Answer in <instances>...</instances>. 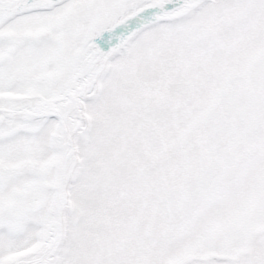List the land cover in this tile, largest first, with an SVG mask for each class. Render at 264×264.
Masks as SVG:
<instances>
[{
	"label": "rangeland",
	"instance_id": "1",
	"mask_svg": "<svg viewBox=\"0 0 264 264\" xmlns=\"http://www.w3.org/2000/svg\"><path fill=\"white\" fill-rule=\"evenodd\" d=\"M36 9L0 29V264H264V0Z\"/></svg>",
	"mask_w": 264,
	"mask_h": 264
},
{
	"label": "bare ground",
	"instance_id": "2",
	"mask_svg": "<svg viewBox=\"0 0 264 264\" xmlns=\"http://www.w3.org/2000/svg\"><path fill=\"white\" fill-rule=\"evenodd\" d=\"M57 0H15L10 6V9L13 11H24L26 9H32L36 8L39 6H47L50 5L51 3L55 2ZM164 5H162V8ZM159 10H162V8L157 7ZM151 12H154L151 11ZM150 17V16H149ZM1 19V17H0ZM5 27V26H4ZM3 28V27H2ZM118 35H116L117 37ZM111 39H103L102 42L104 45H107L110 42ZM20 264V263H19Z\"/></svg>",
	"mask_w": 264,
	"mask_h": 264
},
{
	"label": "water",
	"instance_id": "3",
	"mask_svg": "<svg viewBox=\"0 0 264 264\" xmlns=\"http://www.w3.org/2000/svg\"><path fill=\"white\" fill-rule=\"evenodd\" d=\"M14 2V1H13ZM13 2H10V4L9 5H11ZM56 2H59V0H57V1H55V2H53V3H51L50 5H48L47 4V6H45V7H43V6H39V7H36L37 9H45V8H48V7H50V6H52V5H55L56 4ZM4 6V7H0V17H1V19H0V24H3L4 22H6V21H8L11 17H13L14 15H16V14H18V13H20L21 11H13V10H11L10 9V6ZM26 10H28V9H26ZM159 12H161L158 8H156L155 10H154V12H151V11H149V12H147L146 14H149V15H151V14H153V13H159ZM37 36H45V37H51L52 36V33H51V31H41V32H38L37 33Z\"/></svg>",
	"mask_w": 264,
	"mask_h": 264
},
{
	"label": "flooded vegetation",
	"instance_id": "4",
	"mask_svg": "<svg viewBox=\"0 0 264 264\" xmlns=\"http://www.w3.org/2000/svg\"><path fill=\"white\" fill-rule=\"evenodd\" d=\"M4 26H5V25H4ZM4 26H3V27H4ZM8 36H10V35L6 33L4 36L0 37V46H1V47H2L3 44H4V41H3V40H4L6 37H8ZM3 37H4V38H3ZM11 37H12V35H11Z\"/></svg>",
	"mask_w": 264,
	"mask_h": 264
}]
</instances>
